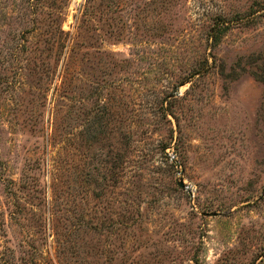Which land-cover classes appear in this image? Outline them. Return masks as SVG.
<instances>
[{"label": "rangeland", "instance_id": "1", "mask_svg": "<svg viewBox=\"0 0 264 264\" xmlns=\"http://www.w3.org/2000/svg\"><path fill=\"white\" fill-rule=\"evenodd\" d=\"M0 264H264V0H0Z\"/></svg>", "mask_w": 264, "mask_h": 264}, {"label": "water", "instance_id": "2", "mask_svg": "<svg viewBox=\"0 0 264 264\" xmlns=\"http://www.w3.org/2000/svg\"><path fill=\"white\" fill-rule=\"evenodd\" d=\"M181 187H185V185L184 184H181Z\"/></svg>", "mask_w": 264, "mask_h": 264}]
</instances>
